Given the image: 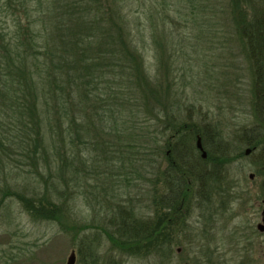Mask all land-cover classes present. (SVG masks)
I'll list each match as a JSON object with an SVG mask.
<instances>
[{
  "label": "trees",
  "instance_id": "obj_1",
  "mask_svg": "<svg viewBox=\"0 0 264 264\" xmlns=\"http://www.w3.org/2000/svg\"><path fill=\"white\" fill-rule=\"evenodd\" d=\"M123 1L0 0V167L25 164L47 172L55 167L58 179L50 186L44 181L42 192L32 196L3 185L0 204L7 197L16 198L35 216L58 221L69 218L70 195L73 185L80 186L84 167H100L103 152L113 154L121 167L117 176L121 197L135 187L128 186L125 167L139 173L147 165L156 167V180L149 181V189H139L140 199L135 201L145 206L148 199L152 215L137 216L125 205L134 200L113 202L107 219L112 232L105 233L121 254L162 256L171 251L172 228L184 217L189 182L201 186L209 174L198 168L205 167L203 160L195 164L184 153L196 148L197 136L204 148V132L169 118L165 101L171 88L162 75L150 76L141 51L148 35L163 69L165 47L157 40L151 15L142 13L149 22L146 33L141 21L131 22ZM228 7V19L253 77L255 126L243 131L241 138L254 150L264 136V0H229ZM152 118L167 135L157 126L150 131ZM82 133L85 141L81 137L78 144ZM81 145L95 155L84 159ZM110 162L107 159V166ZM164 163L168 168L161 170ZM94 240L87 235L78 239L79 263L99 264L100 245Z\"/></svg>",
  "mask_w": 264,
  "mask_h": 264
},
{
  "label": "rangeland",
  "instance_id": "obj_2",
  "mask_svg": "<svg viewBox=\"0 0 264 264\" xmlns=\"http://www.w3.org/2000/svg\"><path fill=\"white\" fill-rule=\"evenodd\" d=\"M228 3L229 0L123 1L130 9L131 22L141 21L146 33L149 22L142 13L151 15L157 40L165 47L163 69L155 56L157 47L151 44L148 35L141 51L150 76L162 75V80L171 88L170 98L165 101L169 118L172 116L177 123H186L193 130L204 132L206 157L202 159L195 147L184 153L195 164L203 160L205 167L198 165V168L209 174L201 186L191 185L192 178H187L189 191L182 211L184 217L172 228L175 237L171 251L162 256L131 257L118 252L108 241L105 231L112 232L107 219L113 202L131 199L132 204L125 205L134 208L137 216L152 215L147 208L148 199L145 206L135 201L140 199L139 189H149V181L156 180V167H142L145 176L134 167H125L126 178L130 180L128 186L135 187L127 189L121 197L117 177L121 167L116 165V159L114 163L113 154L103 152L100 167H84L80 186L73 185L69 218L41 219L16 198L7 197L0 204V264H66L72 253L75 264H81L77 242L85 235L100 245L99 264H108V261L111 264H264V232L256 229L264 209L261 192L264 136L254 150L241 138L243 131L255 126L253 77L228 19ZM112 90H115L113 84ZM161 116L164 123L165 113ZM149 124L150 131L156 126L159 131L163 129L162 125H156L154 118ZM81 137L85 141L82 133L76 139L78 144ZM80 148L84 159L95 155L89 146ZM246 149H250L248 155H245ZM107 159H112L110 166L106 164ZM167 168L165 163L160 167ZM55 169L47 172L25 164L0 167V188L7 185L13 191L32 196L35 191L42 192L44 181L49 186L52 181H58ZM98 173L101 175L97 176Z\"/></svg>",
  "mask_w": 264,
  "mask_h": 264
},
{
  "label": "water",
  "instance_id": "obj_3",
  "mask_svg": "<svg viewBox=\"0 0 264 264\" xmlns=\"http://www.w3.org/2000/svg\"><path fill=\"white\" fill-rule=\"evenodd\" d=\"M196 149L201 153V158L204 159L206 157V152L204 151V148L202 146L201 138L199 136L196 137L195 142ZM250 152V149H246L245 155H248ZM249 178H253V175H250ZM264 215V209L261 212V216ZM256 229L258 232L263 233L264 232V218L261 219V223L257 224ZM66 264H75V255L72 253L68 259Z\"/></svg>",
  "mask_w": 264,
  "mask_h": 264
},
{
  "label": "flooded vegetation",
  "instance_id": "obj_4",
  "mask_svg": "<svg viewBox=\"0 0 264 264\" xmlns=\"http://www.w3.org/2000/svg\"><path fill=\"white\" fill-rule=\"evenodd\" d=\"M262 218H264V215H263V216H261V219H262Z\"/></svg>",
  "mask_w": 264,
  "mask_h": 264
}]
</instances>
